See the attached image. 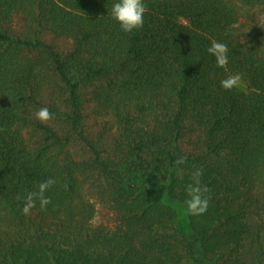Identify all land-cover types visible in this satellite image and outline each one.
Instances as JSON below:
<instances>
[{
	"label": "trees",
	"instance_id": "trees-1",
	"mask_svg": "<svg viewBox=\"0 0 264 264\" xmlns=\"http://www.w3.org/2000/svg\"><path fill=\"white\" fill-rule=\"evenodd\" d=\"M115 2L0 0V264H264L245 253L264 207V0H144L131 33ZM230 74L245 89L222 88ZM196 168L209 207L186 224ZM48 178L47 209L23 214ZM89 178L112 227L92 222Z\"/></svg>",
	"mask_w": 264,
	"mask_h": 264
},
{
	"label": "clouds",
	"instance_id": "clouds-1",
	"mask_svg": "<svg viewBox=\"0 0 264 264\" xmlns=\"http://www.w3.org/2000/svg\"><path fill=\"white\" fill-rule=\"evenodd\" d=\"M148 7L144 0H116L111 8L112 18L118 22L120 28L127 33L141 29L144 25L145 14ZM235 27V26H234ZM228 47L225 43L213 39L207 52L215 57L217 67H226L228 64ZM241 77L239 74H230L220 81V85L225 90H231L239 87ZM35 117L41 122H47L54 118V113L50 112L48 107H41L35 113ZM186 162L185 156H179L175 164L181 165ZM203 170L196 168L192 173V180L186 185V199L184 201L185 210L188 215L198 216L204 214L209 207L210 197L207 185L201 183ZM56 183L55 179L48 178L38 184L37 191H30L22 197L23 206L21 211L25 215L31 214V210L39 202L40 210L44 211L51 203V198L46 196V191Z\"/></svg>",
	"mask_w": 264,
	"mask_h": 264
},
{
	"label": "rangeland",
	"instance_id": "rangeland-1",
	"mask_svg": "<svg viewBox=\"0 0 264 264\" xmlns=\"http://www.w3.org/2000/svg\"><path fill=\"white\" fill-rule=\"evenodd\" d=\"M239 88L245 89V84L242 79ZM92 181V178H89L86 181L85 190H83L86 199L91 201L95 207L96 212L92 222L94 224H104L108 227H112L117 222V215L106 205L97 201L96 196L94 195L93 189L91 187ZM246 220L251 231V236L246 242L245 253L248 258H252V256L261 255V251L264 250V207H262V209H260L258 212H250L247 215ZM185 223L187 224L186 211ZM187 235L192 238V235L190 233H188ZM262 254L264 255V253Z\"/></svg>",
	"mask_w": 264,
	"mask_h": 264
}]
</instances>
